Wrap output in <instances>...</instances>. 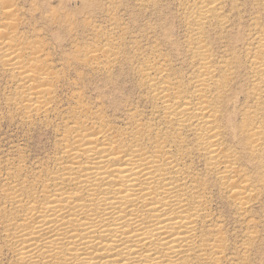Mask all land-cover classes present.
<instances>
[{
  "label": "bare ground",
  "instance_id": "1",
  "mask_svg": "<svg viewBox=\"0 0 264 264\" xmlns=\"http://www.w3.org/2000/svg\"><path fill=\"white\" fill-rule=\"evenodd\" d=\"M7 2L0 0V59L17 79L18 108L26 117L47 116L53 85L46 75L52 74L38 63L43 51L19 36L17 9ZM196 8L189 81L172 79L158 61L140 71L154 106L152 121L134 111L120 129L83 108L63 131L54 170L35 172L34 182L6 177L0 219L11 264H221L229 256L211 195L219 188L245 213L263 188L264 31L252 34L253 107L237 125L236 65L215 61L202 36L216 4L200 0ZM237 145L248 156L238 157ZM243 161L263 176L251 178L240 168Z\"/></svg>",
  "mask_w": 264,
  "mask_h": 264
},
{
  "label": "rangeland",
  "instance_id": "2",
  "mask_svg": "<svg viewBox=\"0 0 264 264\" xmlns=\"http://www.w3.org/2000/svg\"><path fill=\"white\" fill-rule=\"evenodd\" d=\"M7 1V5L13 4L17 9L19 36L43 51L38 63L46 65L52 74L46 77L50 86L53 85V102L47 116L26 117L21 107L18 108L22 97L17 79L5 70L0 59L2 190L9 178L21 176L22 180L34 182V175L41 169L44 174L49 169L54 170L63 131L83 108L103 114L111 125L120 129L126 126V118L134 111L144 115L145 121H149V117L152 121L149 115L154 106L147 81L142 76L144 68L161 62L169 67L171 78L181 82L189 81L195 72L189 40L190 31L194 29L192 14L195 13L191 12L197 11L200 0ZM214 2L218 11L211 14L212 21L208 19L202 36L205 35L204 41L215 61L225 63L227 60L236 65L232 87L238 98L234 109L237 125H242L245 112L253 107L247 55L253 48L250 42L253 35L264 31V1ZM105 49L110 51H106L108 55ZM228 144L234 147L233 143ZM237 152L238 157L248 156L238 145ZM199 163L195 161L196 169L204 175L203 164ZM240 168L246 169L245 173L251 178L263 176L261 169L248 161H243ZM206 178L212 183L215 181L212 176ZM2 190L0 213L5 205ZM211 196V211L215 219L221 217L229 246L230 257L221 264H264V184L245 213L230 206L219 188L214 187ZM2 221L0 219V264H11L12 255L3 241Z\"/></svg>",
  "mask_w": 264,
  "mask_h": 264
}]
</instances>
